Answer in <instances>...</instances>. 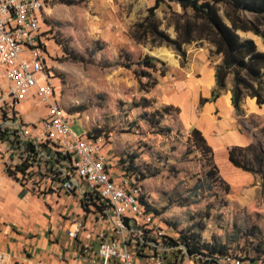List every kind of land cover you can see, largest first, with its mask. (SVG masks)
<instances>
[{"label": "rangeland", "instance_id": "374dc122", "mask_svg": "<svg viewBox=\"0 0 264 264\" xmlns=\"http://www.w3.org/2000/svg\"><path fill=\"white\" fill-rule=\"evenodd\" d=\"M47 4L54 10L50 19L54 28L48 24L54 32L52 42L47 43V65L54 77L58 102L69 116L71 131L78 136L89 132L100 138L104 150L141 179L145 206L160 217L169 234L198 236L206 250L216 248L264 259L260 175L253 174L251 185L228 183L220 169L228 165V152L226 158L218 155L215 161L212 150L205 151L198 145V138L191 135L193 128L179 126L177 110L149 97L154 87L148 92L140 90V82L146 83L147 78L135 74L139 70L136 62L147 55L164 63H155L157 71L150 70L152 78L159 82V73L164 69L166 85L186 83L197 77L189 70V62L197 52L207 51L209 63L213 67L218 64L220 56L209 54L212 46L205 41L185 45L186 65L181 67L171 48L133 40L131 28L146 16L154 0H50ZM170 6L161 4L155 15L161 29L174 38L173 27L166 24L171 20V11H182L175 4ZM219 13L223 15L222 9ZM45 14L44 19H48ZM240 37L244 39L245 35L241 33ZM255 44L258 51L264 52L261 38L257 37ZM171 59L177 61L175 66ZM230 87L229 78V91ZM20 112L24 119L40 113L29 103L22 104ZM233 115L240 131L262 153L264 162V114ZM210 170H215V175H209Z\"/></svg>", "mask_w": 264, "mask_h": 264}, {"label": "built area", "instance_id": "2783aa9c", "mask_svg": "<svg viewBox=\"0 0 264 264\" xmlns=\"http://www.w3.org/2000/svg\"><path fill=\"white\" fill-rule=\"evenodd\" d=\"M49 1L0 0V162L26 194L63 196L77 206L67 237L94 238L77 246L75 264H264L232 252L190 253L181 234H169L145 206L141 183L119 162L113 171L104 142L71 131L47 65ZM25 103L39 108L34 123L22 117ZM49 264L69 262L60 255Z\"/></svg>", "mask_w": 264, "mask_h": 264}, {"label": "crops", "instance_id": "0c3cea01", "mask_svg": "<svg viewBox=\"0 0 264 264\" xmlns=\"http://www.w3.org/2000/svg\"><path fill=\"white\" fill-rule=\"evenodd\" d=\"M48 6L47 4L44 9L45 17L48 19H44L42 27L46 48L47 43L52 42L54 32V29L50 31L53 25L50 19L54 10ZM238 33L244 34V39H252L254 42L257 38L250 32ZM206 53L207 51L197 52L189 62V70L197 74L196 78H190L186 83L166 85L168 83L166 77H161L158 84L149 92V97L156 98L159 105L177 110L179 126H183L184 129H197L212 150L216 161L218 155H224L226 158L229 148L248 146L251 140L240 131L237 119L233 115L229 89L215 101L200 104V99L211 97V90L214 87V67L209 63ZM171 63L175 66L177 61L171 59ZM243 109L247 116L264 114V105L258 106L255 99L249 97L243 100ZM38 117L39 114L29 116L26 120L34 123ZM107 152L111 156L112 165L118 164L117 157H112L113 154H110L109 150ZM225 161L228 163L227 166L222 168L218 165L228 183L241 182L240 184L245 185L254 183L253 174L240 171L226 159ZM112 169L116 171V165ZM47 201L48 204H44L35 196L22 193L0 162V264L56 263L60 255L67 258L69 264L76 263L77 246L91 242L93 234L84 232L78 235L76 240L69 239L67 231L71 228L70 215L79 211L77 206L63 196L49 195Z\"/></svg>", "mask_w": 264, "mask_h": 264}, {"label": "trees", "instance_id": "16d2710c", "mask_svg": "<svg viewBox=\"0 0 264 264\" xmlns=\"http://www.w3.org/2000/svg\"><path fill=\"white\" fill-rule=\"evenodd\" d=\"M163 4L170 8L171 4L180 7L181 13L171 11V20L167 27H173L175 37L172 38L161 29V21L155 11ZM222 9L223 15L219 11ZM245 14L251 17L247 18ZM250 32L264 41V0H154V5L147 9L146 16L135 23L130 36L137 43L149 42L151 46H166L179 57L180 66L186 65L187 54L185 45L204 41L212 46L211 56H220V62L214 66V87L209 99H201L200 104L215 101L227 89V81L231 80V105L237 117L244 116L243 100L246 97L255 99L258 106L264 105V52L258 51L252 39H242L238 33ZM155 63L164 64L158 59L144 56L136 62L138 77L147 78L146 83L140 82V90L148 92L158 83L151 77V71H157ZM159 75L164 77L166 70ZM147 103L148 101L144 99ZM168 108H165L167 111ZM264 134V127L261 128ZM191 135L198 138V145L205 151H211L201 133L193 128ZM229 163L238 169L260 175L261 191L264 193V162L263 155L255 146H233L228 149ZM254 166L256 168L254 169ZM137 181L141 179L128 171ZM209 175H215L210 170ZM181 240L190 253H206L208 256H218L226 253L216 248H203L198 236L181 233Z\"/></svg>", "mask_w": 264, "mask_h": 264}]
</instances>
